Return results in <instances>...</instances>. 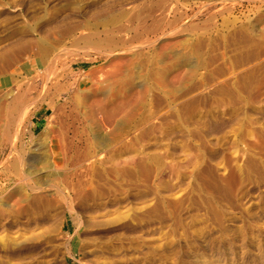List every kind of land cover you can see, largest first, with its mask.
<instances>
[{"label":"rangeland","instance_id":"374dc122","mask_svg":"<svg viewBox=\"0 0 264 264\" xmlns=\"http://www.w3.org/2000/svg\"><path fill=\"white\" fill-rule=\"evenodd\" d=\"M149 14L146 25L155 26L146 35ZM120 25L130 32L113 33ZM134 36L114 58H136L132 86L146 92L145 103L133 98L125 105L118 145L113 123H103L95 109L89 119H60L73 143L60 149L79 156L85 194L71 197L62 225L57 215L65 203L42 196L50 223L33 233L51 245L28 262L264 264V0H0V55L13 50L19 59L0 69V129L14 140L18 114L41 93L54 54L67 51L63 65L73 69L72 79H91L102 75L98 67L108 69V58L91 62L99 54L94 47ZM168 66L163 85L156 74ZM49 98L30 110L16 137L24 165L46 150L51 166V138L40 139L48 124L58 126ZM7 142L0 141V242L8 237L7 198L15 187L6 177L16 157ZM59 181L49 176L42 183ZM104 204L111 231L97 246L111 254L92 258L84 254L92 212ZM24 218L25 209L18 215ZM66 248L74 258L64 262ZM24 263L0 245V264Z\"/></svg>","mask_w":264,"mask_h":264},{"label":"bare ground","instance_id":"6f19581e","mask_svg":"<svg viewBox=\"0 0 264 264\" xmlns=\"http://www.w3.org/2000/svg\"><path fill=\"white\" fill-rule=\"evenodd\" d=\"M135 20H137V18H135ZM149 20H152L151 14L146 16L144 25L141 27L142 31L146 35H150L152 33L153 27L155 26L154 22L151 25H146L147 21ZM115 28L116 29L112 32L113 33L116 32L118 34H126L131 30L130 28L123 27L121 25L118 26V28L117 27ZM106 35L109 36L110 34H107L106 32ZM135 36H136V32H135ZM135 36L132 37V39L119 38L117 40H114V39L106 38L100 44H97L94 48L98 51L99 54L96 55L97 57L93 59L91 62L94 63L101 59L105 60V58H108L107 61L108 69L106 70V69H102L103 67L101 68L98 67L97 69L102 73V75L95 78L92 77L91 79H87L85 77L79 79H72L71 72L73 71V69L70 72L63 65V57H65V55L68 54L67 51H59L56 54H54L48 66L49 68L46 69L47 72L44 74V81L42 80L44 82V86L41 93L37 95L38 96L37 98H35L33 101L28 103L24 108H22L23 110L21 109L22 112L20 111L21 113L18 114L19 116L17 115L19 117V120L16 123V125H14L16 127L14 140H12V136H11L12 141L10 140V138H6V135L4 134V130L0 129V141L6 140L9 142V144L11 142L10 148H12V150H10L11 151L10 153L11 155L15 154L16 156L14 158L13 164L8 169L9 174H7L6 176L7 180H13L15 183V187L8 194V198H7L10 202L9 206H10V214L12 215V220L8 222L6 226V229L8 231V237L0 242L1 247H3V249H5L13 259L24 261L25 262L24 264H28V263L30 264V262L32 261L28 262V259L35 260L32 259L31 256L37 255L38 257V256H42L43 254L45 255V253L47 252V250L51 245L50 242H49L50 243L49 246H48V242H42L43 241L41 240L42 235L40 233L39 234L33 233L37 229L43 228L45 225H48L50 223L49 220L50 216L44 213V209L41 206L43 195L46 194L51 198H59L63 203H65V210L60 212L59 215H57V217L59 216L61 220L60 223L62 225L63 221L65 220L66 212H71L70 203H69V200L72 199L71 197L81 198L85 194L84 191L85 185L82 184L80 181L82 171L81 170L79 171V168L82 167L79 166L80 164V160L78 159L79 156L76 155L73 150L60 149L62 148V145L64 146V148L70 149V147L73 144L68 137V133H69L67 131L68 128L65 129L63 125L64 123L60 122V119L63 117L64 122L66 119L68 118L70 119L73 116L76 117L81 116L84 118V120L89 119L94 116L93 110L95 109L96 113L100 115L101 121L103 123H111V122L113 123V125H111L112 129L110 131L111 133H113V137L116 139H112V141L114 142L115 145H118L119 144L118 139L120 138L124 130V124L121 122L122 120L121 118L124 116L125 105L129 103V101L132 100L133 98L135 99L134 102L135 104L133 103L134 105H139V106L144 105L146 92H141V93L134 92L135 89L132 86V79L134 74L133 67L135 68L138 67V64H136V58L135 57L125 58L123 56L114 58L116 55L119 54V52L125 50L127 45L129 44L131 45L132 40L137 39L136 38L137 36L136 37ZM13 48H15V46ZM18 48H20L19 45L18 47L15 48V51ZM135 48H137V46ZM17 51L19 52L20 50L18 49ZM21 55L24 54L21 53L17 58H20ZM134 55L137 54L135 53ZM14 56L17 55L16 54L14 55L13 50L1 54L0 69L1 67H4L2 66V64L4 65L5 63V65H8L11 59L13 58L16 59V57ZM41 56L43 57V54ZM7 62L8 64H6ZM47 63H49V61ZM104 63H106V60ZM11 65H13V63ZM2 71H4V69ZM168 77H169V66L163 67L162 70L156 74L157 80L163 85L168 84L169 82ZM5 94H10V93L5 92ZM19 96L21 95L19 94ZM48 96H50L49 99H51L52 102L47 107L52 111L53 113L52 120L53 122L56 121L55 124L57 123L58 126L55 127L51 123L48 124L47 127H45L46 129L41 135L40 139L46 137L51 138L50 139L51 150H49L51 154V166L48 164V160H47L48 157L46 150L43 151L44 153L42 152L40 154V156L43 155V157L39 156V157H33L31 158V160L28 161L25 160L26 162H28V164L24 165V159H26L24 158L25 157L24 150H18V146H17L18 141H16V137L17 139L19 138L22 129L21 128L22 124L29 116L30 110L35 106L43 105V103L45 102ZM63 96L66 97L65 102L64 103L61 102V105L59 104V106H56L55 104ZM4 98L6 99V97ZM12 98L14 97L12 96ZM0 104H1L0 106H2L3 103H1L0 101ZM10 107L11 106H9L8 109L5 108V110L8 111ZM84 109L91 110L90 114L88 115L87 112L84 111ZM5 110L4 112L6 113ZM0 113L2 114L1 111ZM1 119L3 120V116ZM9 121L11 120L9 119ZM16 121L17 120H15V122ZM5 122L2 123L5 124ZM9 124L11 125L12 123ZM8 127L9 125L7 126V128ZM11 130L14 131L13 128ZM13 131H10V133ZM8 136H10V134ZM87 171L88 168L83 169L84 173ZM49 176L58 177L60 180L59 183L44 185L42 183L43 178ZM23 209H25V211L28 214V218L27 219L24 218V220L26 219L24 223L19 221L18 219V215ZM105 213H106L105 204L98 206L92 212V215L94 217L93 219L94 225H93V230L91 231L88 237V240L90 241L88 242L90 243V245L84 252V254L92 258L111 254L110 251H108L107 249H103L97 246V244L103 243L107 239L109 231H111L105 224V220H104ZM67 255L73 257L72 251L69 250L68 248H66V252H64V254L59 259L65 262V258ZM41 264H48V263H41Z\"/></svg>","mask_w":264,"mask_h":264}]
</instances>
